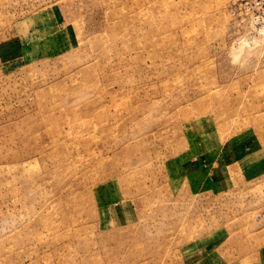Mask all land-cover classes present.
<instances>
[{
	"label": "rangeland",
	"instance_id": "1",
	"mask_svg": "<svg viewBox=\"0 0 264 264\" xmlns=\"http://www.w3.org/2000/svg\"><path fill=\"white\" fill-rule=\"evenodd\" d=\"M0 264H264V0H0Z\"/></svg>",
	"mask_w": 264,
	"mask_h": 264
}]
</instances>
